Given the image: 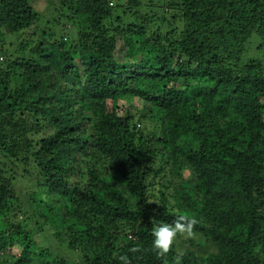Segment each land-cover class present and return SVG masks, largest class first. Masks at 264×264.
Listing matches in <instances>:
<instances>
[{
  "label": "trees",
  "instance_id": "16d2710c",
  "mask_svg": "<svg viewBox=\"0 0 264 264\" xmlns=\"http://www.w3.org/2000/svg\"><path fill=\"white\" fill-rule=\"evenodd\" d=\"M46 11L0 0V264H264V0Z\"/></svg>",
  "mask_w": 264,
  "mask_h": 264
},
{
  "label": "clouds",
  "instance_id": "9594fccd",
  "mask_svg": "<svg viewBox=\"0 0 264 264\" xmlns=\"http://www.w3.org/2000/svg\"><path fill=\"white\" fill-rule=\"evenodd\" d=\"M195 222V219H189L186 215H179L171 223L161 221L159 224H154L151 229L152 249L157 255L167 253L178 234L185 237L193 235L192 228ZM121 259L127 264L126 258L121 257Z\"/></svg>",
  "mask_w": 264,
  "mask_h": 264
},
{
  "label": "rangeland",
  "instance_id": "374dc122",
  "mask_svg": "<svg viewBox=\"0 0 264 264\" xmlns=\"http://www.w3.org/2000/svg\"><path fill=\"white\" fill-rule=\"evenodd\" d=\"M51 3V0H32V5L33 7L40 12H47V7L48 4ZM147 3V2H146ZM43 10V11H41ZM148 11H146L144 9L143 13L146 14ZM150 30L153 32L157 29V26L150 24L149 25ZM261 42V39L258 35H253L248 42L246 43V48H245V52L243 54V58L242 61H246V60H250V59H259L262 57L264 50L259 48V43ZM127 43V40H121L120 41V48L123 47V45H125ZM131 46V45H130ZM1 55H0V59H1ZM2 61V60H1ZM39 242H41L42 244L46 245V246H52L51 248L55 247L56 252L57 250H60V248H56V243L53 240L47 239L44 236H41L39 239ZM213 249H211L212 251Z\"/></svg>",
  "mask_w": 264,
  "mask_h": 264
}]
</instances>
